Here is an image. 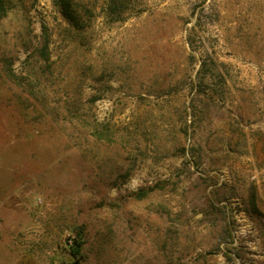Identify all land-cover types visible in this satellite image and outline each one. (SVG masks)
Instances as JSON below:
<instances>
[{
    "label": "rangeland",
    "instance_id": "374dc122",
    "mask_svg": "<svg viewBox=\"0 0 264 264\" xmlns=\"http://www.w3.org/2000/svg\"><path fill=\"white\" fill-rule=\"evenodd\" d=\"M0 264H264V0H0Z\"/></svg>",
    "mask_w": 264,
    "mask_h": 264
}]
</instances>
